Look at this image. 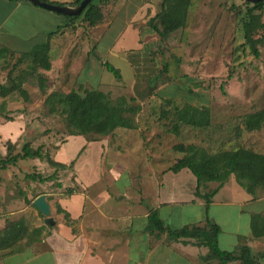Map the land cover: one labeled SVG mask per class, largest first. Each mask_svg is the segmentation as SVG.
Segmentation results:
<instances>
[{"label":"rangeland","instance_id":"374dc122","mask_svg":"<svg viewBox=\"0 0 264 264\" xmlns=\"http://www.w3.org/2000/svg\"><path fill=\"white\" fill-rule=\"evenodd\" d=\"M99 2L104 14L102 13V20L94 25L95 28L81 17L73 19V23L63 26L61 22L58 26L56 18L63 19L64 15L46 9L40 10H44L45 14H52L53 17L19 10L0 26V41L7 46L0 44V50L3 47L8 49L0 51V83L5 85L18 83L28 94V100L17 91L7 95L5 101L0 103V119L1 117L6 119L9 115L18 117L19 114H24L26 132L31 135L34 143L32 147H40L45 155L53 157L56 148L69 134L65 117L49 112L48 105L44 102L46 96L53 91L67 93L76 90L83 93L92 89V79L100 80L94 89L101 87L112 101L125 97L129 105L138 107L136 113L128 114L134 119L135 127L132 128L134 131L119 128L118 131L108 134L110 144L116 148L115 153L118 155L114 169L119 172L110 192L117 195L118 201H122L121 197L125 195L123 202L125 200L132 202L134 211L146 209L147 213L150 209H156L153 207L159 200L188 199L194 190L195 176L188 170L184 171L187 173L175 174L169 171L167 175H162L184 155L173 148L175 144H194L209 153L238 147L264 153V123L260 129L254 131L246 130L243 124L246 114L264 109V41L257 44L260 53L256 57L244 39L243 24L248 16L242 0H190L185 26L161 38L157 33H147L148 27L145 24L150 17L144 15V12L132 22V26L140 33L143 49L125 52L128 61L134 67L132 75L125 55L119 52L118 56H114L107 48L124 25L125 14L129 16V12L147 4L151 5L150 10L157 13L161 7V0ZM5 12L0 10V22ZM260 22L264 23V11H260ZM54 30L56 32L50 36V42L56 40L58 45L61 43L71 50L69 55L65 54L63 58L57 52L55 57L59 56V59L54 60L57 66L53 73H48L38 66L32 57L17 62L23 52H28L34 45L45 42L46 34ZM253 37L264 38V26L259 27ZM133 40L134 33L131 31L124 45L131 48L132 46L128 45H131ZM70 56L71 60L75 59V65L63 64L60 67L61 59L71 62ZM105 61L119 67L123 80L116 79L115 83L106 78L115 77L105 69L103 65ZM96 63L101 66L99 75L88 76L89 71H95L91 69ZM64 67L72 68L69 76L63 77ZM82 68L84 70L80 73ZM75 71L79 72L76 76ZM133 77L135 82L131 89L130 81L132 82ZM149 78L151 81L148 83ZM188 103L208 109L209 126L199 128L179 123L178 131L174 132L173 126L177 122L175 110ZM6 104L9 110L4 108ZM73 151V148L68 149L67 155H71ZM21 164L31 170L33 164L39 166L40 163L37 159H29L21 161ZM18 170V167H7L3 174L0 173L2 174L0 179H4V184H12L16 179L19 182L21 175L19 177L18 174L22 171ZM49 170L50 165L44 159L39 171L47 175L51 172ZM65 170L67 171L60 174L70 183V180L74 179L71 173L73 168ZM20 181L22 186L29 183V179ZM226 182L227 187L212 197L220 203L215 204L209 212L210 217L221 223L219 247L224 250H235L240 245H249L252 251L263 253L264 241L261 245L258 243L255 248L254 241L248 238L250 234L248 211L255 213L256 209H264V200L256 204L246 202L245 212L240 215L236 208L221 204L225 198L230 199L229 186L241 188L235 182L234 175H230ZM52 183L54 186L56 182ZM217 185L216 181L205 182L200 186L199 193L209 192ZM22 186L18 185L17 189ZM243 192L247 194L245 190ZM114 194L111 202L120 204L115 200ZM260 196H264V190L258 191L251 199ZM201 201L204 202L202 197ZM5 202L6 198L0 204L3 205ZM201 209L198 204L188 206L174 202L162 204L160 213L167 226L179 228L188 224L190 218L196 219ZM2 216L4 214L0 215ZM200 226H204V222ZM236 229L239 235L234 234ZM157 239L160 242L164 240L161 243L170 248L178 244L170 240L166 233L158 235L155 233L150 236L151 245L157 243ZM181 244L192 245L180 241V246ZM199 250L206 251V248L197 246L191 253L194 255V251ZM182 254L181 259L177 255L170 257V264L218 262L211 256L206 262L200 261V255L195 261L190 260L187 250ZM229 264L241 263L234 261Z\"/></svg>","mask_w":264,"mask_h":264},{"label":"crops","instance_id":"0c3cea01","mask_svg":"<svg viewBox=\"0 0 264 264\" xmlns=\"http://www.w3.org/2000/svg\"><path fill=\"white\" fill-rule=\"evenodd\" d=\"M48 1L65 3V5L68 6H75L73 5L74 0ZM97 1L99 2L101 0ZM103 1L105 2L107 0ZM98 4H100V2ZM150 6L149 4L145 6L140 5V7L138 6L139 8L136 7L138 8L136 11L132 10L129 12L130 17L128 14L124 15V25L107 48V50H110L114 56H118L119 52H122L126 57L125 52L128 50L140 51V49H143L139 33L132 26V22L137 17H141L144 12V15H148V17L152 18L156 13L150 10ZM40 9L44 8L33 5L27 0H0V10L6 11L2 17L0 26L19 10H24L30 14L37 13L53 17L51 16L52 14H45L44 10ZM149 11H151V13H149ZM56 20L58 22L57 25L61 22H63L61 24L63 25L66 22L65 17H63V19L56 18ZM91 27L95 28L94 26ZM63 30L61 32H63ZM131 31L134 33V42L131 43V45H128L132 46L131 48H127L124 43ZM147 33L151 34L155 32L150 31V28H148ZM48 40V55L51 67L47 70V72L53 73L57 66L54 60L59 59V56L55 57L57 52L63 58L65 54L69 55V51L71 49H69L68 46H63L61 43L58 45L59 43H57L56 40L51 43L50 37ZM0 42L1 45L5 44L3 41ZM54 52L55 55L53 56ZM71 57L72 56H70V60ZM75 63V59H72L71 62L61 59V63L59 64L61 67L63 64L67 66V64L75 65ZM127 63L131 68L132 75V73H134V67L128 59ZM100 68L101 66L98 63H96V65L93 64L91 70L95 71H89L88 76L92 75V77H94L97 74L99 75ZM116 68L119 69V67ZM82 70H84V68L80 70V73ZM71 71V67H64L63 74L65 76L63 75V77H66V75L69 76ZM77 73L79 72L75 71V76L78 75ZM103 75L105 76L104 73ZM106 78L113 80L116 83V78ZM121 78L123 80L122 76ZM92 81V88H97L100 80L94 81L92 79ZM150 81L151 80L149 78L148 83ZM134 82L135 79L133 77L132 82L130 81L131 89L134 87ZM150 88H152V86ZM97 90L104 92L101 87H98ZM0 99V103H3L6 96H0ZM4 108L9 110L7 104ZM24 117V114H19L18 117L14 116L11 120L2 119L1 117L0 156L6 155V144L8 142L15 145V153L20 151L25 142H29L31 146L32 144L34 145L31 135H28L26 132V122ZM118 129L119 128H116L112 132H116ZM124 129L125 131H134V129ZM109 139L110 135L100 137L95 140H88L84 135H69L64 139L62 144L56 148L52 157L54 161L66 165H69L71 161H74L72 166L73 172H71L74 179L73 181L70 180V183L68 182V179H63L62 174H60L62 171L66 172L67 170H59L57 171L59 174H56V178L53 180L45 182L29 180L28 184L22 186L20 184V180H25V175L27 173H31L36 170V172L43 174L39 170L40 167H42V161L44 160L37 158L20 159L15 165L8 166L18 167V172H22H19L20 174H18V176L21 175V177L19 176V182H17L18 180L16 179V181L12 182V184H4V179H0V203H2V201L6 198V202L3 205L0 204V215L4 214V216L0 217V230L5 226L7 219L15 220L19 218H23L30 228L41 226L45 227L37 239L32 243L26 244V239H23L22 243H24V247L19 248L17 251L9 252V250L0 249V264H170L169 258L174 255H177L180 259L183 258L182 252H184V250L189 252V259L194 261L198 255H205L207 253V248L205 247L206 251H194L193 255L191 250L194 247L197 248V246L182 244L180 246V241H176L178 244L173 248L167 247L166 244L161 243L164 240L160 242L159 239H157V243L151 245L150 236L153 234H149L144 230V227L147 224V210L135 209L134 211L132 202H127V200L123 202L125 195H122V201H118L117 195L110 192L111 187L117 180L119 172L114 169L118 156L115 153L116 148L111 146ZM70 148H73L74 151L68 156L67 152ZM29 159L39 160V166L33 164L31 166V170H29V167L21 164V161ZM6 169H0V173L3 174ZM124 170L126 171V168H124ZM187 170V168H183L175 174H180ZM49 171H51L49 174L53 173L54 168L50 167ZM168 172L169 171L166 170V172L162 175L165 176ZM2 174H0V177ZM53 181L56 182L54 186H52ZM18 185L22 187L17 189ZM68 187H74L76 191L71 195H65V190ZM225 187H227V182L219 188L215 195H217ZM195 188L196 178L194 190L188 199L174 201L159 200L158 204L153 208L158 210L160 218L164 220L161 217L162 213H160L162 204L165 205V203L174 202H179L180 204L188 206L198 204L202 207L200 213L197 214L196 219L190 218L188 224L184 225H200L205 221L206 214L203 204L204 202L201 201L200 196L195 195ZM16 189L19 191L17 192ZM229 190L230 199L225 198L224 201H221V204L225 207L236 208L238 210V214L240 215L245 212L244 208L246 207V202L256 204L261 200H264V196H260L258 198L254 197V199H251L253 196L248 193L244 194V190L242 188H238V186H229ZM4 192L8 193L4 194ZM42 194L45 195L46 200L50 205V216L54 221L53 225L45 224V217L33 205V200ZM113 194L116 197L115 200L120 204H113L111 202ZM26 199L31 200L30 203H28ZM122 203H124V206H122ZM218 203L220 202L213 199L211 200L208 217L221 227V223L218 220L209 216V212L212 207ZM57 207H60L64 212L69 214L70 219L73 221L72 225L66 224L64 220V213H58ZM256 210L257 211H255V213H264V209ZM248 212L251 214L253 211L249 210ZM238 232V229H236L234 234L239 235ZM143 236L145 238H143ZM248 238L254 241L253 243H255V248H257L258 243L261 245L262 241H264V237L253 238L251 231ZM248 247L250 246L248 245ZM250 249L252 251L251 247ZM252 252L256 253L257 251ZM257 264H264V258L259 259Z\"/></svg>","mask_w":264,"mask_h":264},{"label":"trees","instance_id":"16d2710c","mask_svg":"<svg viewBox=\"0 0 264 264\" xmlns=\"http://www.w3.org/2000/svg\"><path fill=\"white\" fill-rule=\"evenodd\" d=\"M47 2H51L45 0ZM81 0H74L73 5H78ZM91 0L87 6L76 16H66V22L73 23V19L81 17L88 25H97L103 18L101 5L93 3ZM246 5L248 19L243 24L245 43L248 44L253 55L259 56L257 44L264 41V38H254V32L263 27L260 22V11H264V0L254 3L242 0ZM56 4H65L57 3ZM190 0H161L160 10L150 18L145 25L164 37L165 35L185 26L187 21ZM259 11L255 13V11ZM59 30V29H57ZM56 32L50 31L45 42L38 43L28 52H23L17 59L19 63L23 58L32 57L34 62L44 70L51 67L48 49L49 37ZM140 34V33H139ZM3 47V46H2ZM8 50L3 47L0 51ZM104 67L111 72L116 79H121L119 69L111 63L103 62ZM13 91L19 92L24 99L28 100V94L18 83L5 85L0 83V96L5 97ZM48 105L50 113H58L65 117L66 128L69 135H84L88 140L98 139L110 134L116 128L132 129L135 127L134 119L130 114L138 111V107L128 104L125 97L112 101L106 93L97 89H88L83 93L71 90L67 93L53 91L44 100ZM176 124L173 126L174 132L178 131L179 123L193 127H207L210 123L209 111L207 108H200L195 105L185 104L175 110ZM11 116H6V120H11ZM264 123V109L248 113L243 118L246 130L254 131L262 127ZM7 152L5 156H0V169H6L10 165H15L20 159L37 158L46 160L54 172L43 175L38 172H31L25 175V179L45 182L55 178L57 171L71 168L74 161L69 165L53 160L51 156L45 155L40 147L33 148L29 142H25L20 151L15 153V145L11 142L6 144ZM184 155L179 158L167 171L177 173L183 168H187L196 178L195 195L204 199L205 221L204 226L183 225L179 228H170L160 218L157 209H150L147 215V224L144 230L149 234L166 233L170 240L191 243L194 246H204L207 248L205 255H200V261H207L209 257L217 259V264H229L239 261L241 264H257L259 259L264 258V252L253 253L247 245H240L235 250H224L218 245V237L221 227L208 217V210L212 197L219 188L227 181L230 175H234L236 183L248 194L255 196L258 191L264 190V153L238 147L236 149L223 150L209 153L204 148L194 144L178 143L173 146ZM216 181L217 187L204 194L199 193L200 186L205 182ZM58 185V184H57ZM74 187H68L65 195L75 192ZM30 203L31 200H27ZM57 212L64 213V220L67 225H72V220L67 212L57 207ZM30 228L23 218L7 219L5 226L0 230V249L17 251L26 244L32 243L41 234L43 228ZM250 231L253 238L264 237V213L250 214ZM193 241V242H192Z\"/></svg>","mask_w":264,"mask_h":264},{"label":"water","instance_id":"95a60500","mask_svg":"<svg viewBox=\"0 0 264 264\" xmlns=\"http://www.w3.org/2000/svg\"><path fill=\"white\" fill-rule=\"evenodd\" d=\"M33 5L44 8L46 10L54 11L56 13L66 15V16H76L78 15L91 0H81L78 5L68 6L63 4H56L52 2H47L45 0H27ZM248 2L254 3L261 0H246ZM33 205L38 209V211L45 217V224L53 225L54 221L50 216V205L46 200L45 195H39L33 200Z\"/></svg>","mask_w":264,"mask_h":264}]
</instances>
